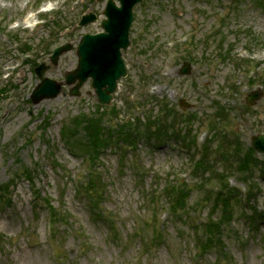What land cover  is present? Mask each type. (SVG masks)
<instances>
[{
  "label": "rangeland",
  "instance_id": "1",
  "mask_svg": "<svg viewBox=\"0 0 264 264\" xmlns=\"http://www.w3.org/2000/svg\"><path fill=\"white\" fill-rule=\"evenodd\" d=\"M105 4L0 0V264H264V154L251 146L264 132V0H142L109 104L90 80L33 103L34 67L63 81ZM91 120L108 136L97 151ZM209 219L223 227L211 241Z\"/></svg>",
  "mask_w": 264,
  "mask_h": 264
},
{
  "label": "water",
  "instance_id": "2",
  "mask_svg": "<svg viewBox=\"0 0 264 264\" xmlns=\"http://www.w3.org/2000/svg\"><path fill=\"white\" fill-rule=\"evenodd\" d=\"M141 1L106 0L101 30L80 36L76 46L77 65L74 69L65 72L63 81L43 76V71L47 67L43 62L34 67L40 81L30 93L31 101L38 103L43 99L56 97L63 83L71 85L69 94L76 96L79 94V88L91 79L90 84L96 94V100L101 104H109L116 90L117 81L126 75L122 53L130 44L129 30L133 20V8ZM96 18V13L88 11L81 16L78 24L85 25ZM71 47L70 43L55 47L49 57L51 63L56 65L58 57ZM189 72L190 64L185 62L179 73L188 74ZM260 96V91L255 88L249 92L246 101L248 104H254ZM182 102L189 106L184 99ZM251 145L257 152L264 154V132L252 134Z\"/></svg>",
  "mask_w": 264,
  "mask_h": 264
},
{
  "label": "trees",
  "instance_id": "3",
  "mask_svg": "<svg viewBox=\"0 0 264 264\" xmlns=\"http://www.w3.org/2000/svg\"><path fill=\"white\" fill-rule=\"evenodd\" d=\"M102 129L103 128L101 127L99 121L94 122L91 120L90 127L86 131V133L89 137V140H90L88 143L90 146L93 147V149L95 151H97L96 150L97 148L102 147L108 138V136H105L103 134ZM140 131L141 130L139 129V134H140ZM123 133H124V136H126V137H124L125 140H128V138L131 139V141L134 140L130 133H125L124 131H123ZM252 150H254V149H252L251 147H248L246 154L247 155L252 154ZM239 163L241 166V162H239ZM247 164L249 166V162ZM248 166H246V167L243 166V168L248 170V168H250ZM24 176L28 177L29 175H28V173L27 174L25 173ZM91 185L93 186V188L98 189V187L95 185V183H92ZM180 196H181V199L178 198V202H179V204H182V200L184 197L183 189L180 192ZM222 197L224 200L223 203H222V200L220 199ZM226 197L228 198V200ZM218 200L221 201V203H222L221 205L223 206V207H221V210L229 211L231 209V199L226 194H224L223 192H219V191L215 194V196L213 197V202H214V206H216V207H219V204H220L219 202L216 203ZM225 201L230 202V204H228L229 209H228V206H226V204L224 203ZM206 225H207L206 226V228H207L206 233L208 234V240H210V241L213 240L217 235H219V227H220V231L222 232L223 227H222V224L220 223V220L215 221L214 219H209V221L206 222Z\"/></svg>",
  "mask_w": 264,
  "mask_h": 264
}]
</instances>
